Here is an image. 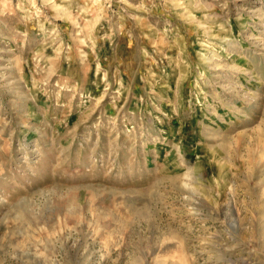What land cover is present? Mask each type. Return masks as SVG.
Returning <instances> with one entry per match:
<instances>
[{
	"label": "rangeland",
	"instance_id": "374dc122",
	"mask_svg": "<svg viewBox=\"0 0 264 264\" xmlns=\"http://www.w3.org/2000/svg\"><path fill=\"white\" fill-rule=\"evenodd\" d=\"M0 264H264V0H0Z\"/></svg>",
	"mask_w": 264,
	"mask_h": 264
}]
</instances>
